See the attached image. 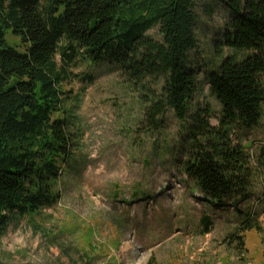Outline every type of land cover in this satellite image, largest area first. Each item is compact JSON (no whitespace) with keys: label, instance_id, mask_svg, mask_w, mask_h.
<instances>
[{"label":"rangeland","instance_id":"rangeland-1","mask_svg":"<svg viewBox=\"0 0 264 264\" xmlns=\"http://www.w3.org/2000/svg\"><path fill=\"white\" fill-rule=\"evenodd\" d=\"M194 13L198 44L188 66L196 72V90L190 105L207 110L210 127L219 130L221 107L205 76L226 57L248 53L216 45L224 7L196 1ZM145 35L161 39L157 27ZM5 41L25 52L26 44L9 31ZM81 57L66 61L61 86L74 154L58 182L60 200L9 224L0 239V264H264V105L257 126H236L229 135L249 156V189L234 202L213 205L182 172L187 153L205 137L191 135L168 109L155 122L146 120L161 84H132L119 69ZM56 61L60 65L62 58ZM203 218L208 234L202 233ZM230 235L243 238L242 248ZM85 251L91 252L88 262L81 260Z\"/></svg>","mask_w":264,"mask_h":264},{"label":"trees","instance_id":"trees-1","mask_svg":"<svg viewBox=\"0 0 264 264\" xmlns=\"http://www.w3.org/2000/svg\"><path fill=\"white\" fill-rule=\"evenodd\" d=\"M196 1L205 0H0V239L12 221L60 200L58 182L74 154L61 86L74 55L115 67L132 84L160 83L146 120L153 123L168 109L191 135L205 137L182 163L192 189L213 205L245 196L249 156L229 135L233 127L251 129L263 118L264 0H210L227 10L216 45L248 53L239 60L226 57L205 76L221 107L219 130L210 127L207 110L190 105L196 90V72L188 66L198 44ZM155 27L160 41L145 35ZM6 31L21 38L25 52L6 44ZM201 224L208 234L209 220ZM229 238L242 248V237ZM90 253L81 260L90 261Z\"/></svg>","mask_w":264,"mask_h":264}]
</instances>
